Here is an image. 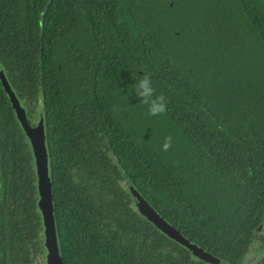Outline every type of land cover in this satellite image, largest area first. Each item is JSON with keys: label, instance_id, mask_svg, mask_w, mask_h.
I'll return each instance as SVG.
<instances>
[{"label": "trees", "instance_id": "1", "mask_svg": "<svg viewBox=\"0 0 264 264\" xmlns=\"http://www.w3.org/2000/svg\"><path fill=\"white\" fill-rule=\"evenodd\" d=\"M0 64L43 118L62 264H198L127 180L193 243L243 258L264 209V0H0ZM144 73L162 115L133 93ZM35 184L0 84V203L24 212L0 264L42 263Z\"/></svg>", "mask_w": 264, "mask_h": 264}, {"label": "water", "instance_id": "2", "mask_svg": "<svg viewBox=\"0 0 264 264\" xmlns=\"http://www.w3.org/2000/svg\"><path fill=\"white\" fill-rule=\"evenodd\" d=\"M42 20V16L40 21ZM0 84L10 103L14 117L29 143L35 170L37 202L36 207L41 221V264H62L56 233L54 206L52 197V181L49 172V158L44 147L43 128L41 125L33 127L28 122L24 105L12 89L3 67L0 64ZM127 188L135 202L139 214L162 235L180 245L188 252L198 256L207 263L218 264V260L181 233L171 222L164 218L143 196V194L129 181Z\"/></svg>", "mask_w": 264, "mask_h": 264}, {"label": "flooded vegetation", "instance_id": "3", "mask_svg": "<svg viewBox=\"0 0 264 264\" xmlns=\"http://www.w3.org/2000/svg\"><path fill=\"white\" fill-rule=\"evenodd\" d=\"M24 110H25L27 120L31 124V126L38 127L39 125H41L42 128L44 129L43 118L39 116L40 112L31 114L30 111H27L26 108ZM1 197L2 196L0 195V198ZM1 207H2V210H0V249H3V248H6L5 247L6 240L11 238V236L9 235L10 234L9 231H13V232L18 231V229L16 227H14V228H10V227H13L16 224H19V227H20L19 229L23 230L22 222H23L24 212L22 210L21 205L16 206V210L13 211L14 206L11 205V201H9V204H7L6 200L2 201V203H0V208ZM6 209H9V211H7ZM259 217L261 218L260 219L261 222L253 230L252 236L249 239V241L246 242L247 245H246L245 254L241 260L236 261V263H238V264H264V209H262ZM23 233H24V231H23ZM39 238H40V234H39ZM201 248H203V247H201ZM203 249L206 250L205 248H203ZM192 255L195 257V260L198 262V264H201V263H203V264H214V263H207V262L203 261L202 259H200L198 256H196L194 254H192ZM0 257H3V255L1 254ZM6 258H7V256H6ZM216 259L218 260V264L229 263L228 261H223V260H220L218 258H216ZM0 262H2L1 259H0ZM40 263H41V261H40Z\"/></svg>", "mask_w": 264, "mask_h": 264}, {"label": "clouds", "instance_id": "4", "mask_svg": "<svg viewBox=\"0 0 264 264\" xmlns=\"http://www.w3.org/2000/svg\"><path fill=\"white\" fill-rule=\"evenodd\" d=\"M141 78L135 82L133 93L136 97L140 98L139 103L147 108L149 116H159L167 111L168 102L167 98L161 93L157 94L153 85V81L148 74H143ZM172 146V137L167 136L164 138L162 150L168 151Z\"/></svg>", "mask_w": 264, "mask_h": 264}, {"label": "rangeland", "instance_id": "5", "mask_svg": "<svg viewBox=\"0 0 264 264\" xmlns=\"http://www.w3.org/2000/svg\"><path fill=\"white\" fill-rule=\"evenodd\" d=\"M39 116L42 117L41 113H39ZM29 117H30V116H29ZM26 118H27V117H26ZM41 236H42V234H41ZM41 262H42V261H41Z\"/></svg>", "mask_w": 264, "mask_h": 264}]
</instances>
